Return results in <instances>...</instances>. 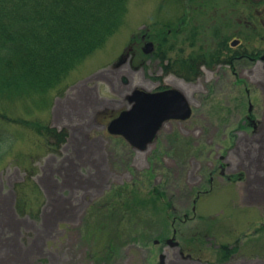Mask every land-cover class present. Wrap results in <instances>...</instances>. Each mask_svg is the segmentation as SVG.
<instances>
[{"label": "rangeland", "instance_id": "obj_1", "mask_svg": "<svg viewBox=\"0 0 264 264\" xmlns=\"http://www.w3.org/2000/svg\"><path fill=\"white\" fill-rule=\"evenodd\" d=\"M211 1L218 15L239 11L235 0ZM165 33L167 56L175 60L176 0H128L122 25L70 73L65 93L53 98L51 109L35 112L37 119L68 130L70 137L59 154L49 152L35 133L1 125L16 142L0 168V264H163L161 254L169 259L177 253L171 247L163 249L164 244H154L167 237L189 255L190 264L233 260L264 264V228H259L264 222V205L257 208L256 200H251L255 207L241 205L233 186L219 188L222 185L215 183L213 191L195 204L194 213L188 215L190 221L179 228L183 235L176 239L170 225L174 214L167 207L189 209L193 198L171 196L170 191L168 196L156 197L151 190L161 178L173 179L166 166L176 163V157L205 165L217 157V147L223 149L220 153L233 148L234 138L242 134L238 131L250 133L239 127L247 115L248 100L237 96L232 82L222 90L213 86L214 97H196L194 117L181 124H166L143 152L107 132L110 121L127 108L125 98L134 90H176V75L153 68L162 56L158 47ZM148 43L152 48L144 54ZM105 71H111L121 85L120 97L98 81V74ZM80 89L98 95L93 99L101 107L87 105L82 102L84 97H66ZM251 104L259 109L258 101L252 99ZM14 105L21 107L18 102ZM104 105L110 110H100ZM205 111L210 127L203 123L202 133L192 134L188 129L200 127L197 116ZM75 127L80 128L73 132ZM255 150L253 158H258ZM24 155L33 160L16 164V158ZM29 163L43 197L38 220L16 211L14 187L23 182V167ZM247 179L253 177L242 183H248ZM259 201L264 203L262 198ZM130 203L143 207L134 205L137 211L130 216ZM221 246L233 249L234 257L219 253Z\"/></svg>", "mask_w": 264, "mask_h": 264}, {"label": "flooded vegetation", "instance_id": "obj_2", "mask_svg": "<svg viewBox=\"0 0 264 264\" xmlns=\"http://www.w3.org/2000/svg\"><path fill=\"white\" fill-rule=\"evenodd\" d=\"M235 2L239 9L237 13L218 15L213 13L214 5L211 0H176V90L185 98L191 113L184 120L164 121L157 134L170 122L181 124L193 118L196 97H204L205 100L207 97H214L213 86H217V90H222L228 82L233 83L231 84L238 97L248 100L247 115L239 127L250 130V133L247 134L246 131L240 129L241 131L238 133L242 134L237 135L236 139L234 138L233 148L220 153L219 150L223 149L217 147V157H214L210 163L207 160L205 165H201L194 159L185 160L176 157V163L166 166L168 172L173 173V179L164 180L161 178L153 185L152 193L158 197L168 196V191H170V194L173 193L171 196L193 198L189 209L185 207L181 210L171 204L167 207V210L174 214L170 225L172 236L176 239L183 235L179 232V228L190 221L188 219L191 218L188 215L194 213L195 204L202 196H207L213 191L215 183L217 186L222 185L218 186L219 188L233 186L239 196V183L244 182L248 177L258 178L261 171L264 174V158L260 159L261 151L264 150V0H235ZM169 32L170 30L167 31V33ZM142 52L146 54L144 48ZM167 55V52H163L161 58L154 63L153 68L164 71L166 67H169L171 57ZM112 75L111 71H105L98 74L99 78L97 79L112 94H119L120 97L122 95L121 85L114 81ZM122 82L127 84L125 79ZM163 90L166 88L153 92ZM228 95L221 94L220 96L228 97ZM66 97L74 99L84 97L82 102H86L87 105L94 104L98 108L101 107L100 102L96 103V99H93V97L99 96H93L91 91L85 89L76 90ZM130 97L131 94L125 98L127 102L125 110L131 108L133 104ZM252 99L259 102V109H253ZM112 102L114 101L108 103ZM61 109L62 107H60ZM100 110L108 111L110 109L109 106L104 105V108ZM197 117H199L197 123L200 127L194 125L188 129L192 134L202 133V124H208L209 116L206 111L201 112ZM197 117L196 120H198ZM79 128L75 127L73 132ZM184 130L186 129H180L179 132ZM153 141L148 146L152 145ZM126 143L131 149L136 150L132 144ZM259 145L262 148H259ZM147 147L141 152L145 151ZM255 147L258 150V158H253ZM179 213L183 216H176ZM261 226L264 228L263 225ZM156 241L155 245L164 244L163 249L171 247L177 251V253L173 252L169 259L161 254L160 258L162 257L163 264H190L189 262H192L189 255L180 250L176 241L173 242L168 237ZM219 248L221 249L219 253L223 251V253L225 252L224 256H227L226 248L224 246ZM233 257L230 259L232 260ZM221 264L245 263L241 260H233Z\"/></svg>", "mask_w": 264, "mask_h": 264}, {"label": "trees", "instance_id": "obj_3", "mask_svg": "<svg viewBox=\"0 0 264 264\" xmlns=\"http://www.w3.org/2000/svg\"><path fill=\"white\" fill-rule=\"evenodd\" d=\"M127 5L128 0H0V168L16 142L2 124L35 133L49 152L60 153L68 130L37 119L35 112L50 110L53 98L65 93L70 73L122 25ZM167 43L165 33L159 50L168 52ZM164 72L176 75V59ZM15 102L21 107L16 109ZM20 160L33 159L18 156L16 164ZM30 163L23 167V182L14 187L16 211L38 220L43 197ZM129 205L130 216L137 211L134 205L143 207Z\"/></svg>", "mask_w": 264, "mask_h": 264}, {"label": "water", "instance_id": "obj_4", "mask_svg": "<svg viewBox=\"0 0 264 264\" xmlns=\"http://www.w3.org/2000/svg\"><path fill=\"white\" fill-rule=\"evenodd\" d=\"M152 44L145 46L149 53ZM132 106L107 126L111 135L122 136L137 150H143L155 137L161 124L170 119H187L191 110L180 92L165 90L157 93L134 91Z\"/></svg>", "mask_w": 264, "mask_h": 264}, {"label": "crops", "instance_id": "obj_5", "mask_svg": "<svg viewBox=\"0 0 264 264\" xmlns=\"http://www.w3.org/2000/svg\"><path fill=\"white\" fill-rule=\"evenodd\" d=\"M248 183H240L239 185V199L241 205H250V207H255L251 200L259 204L257 208H260L264 203H260L259 199H264V174H259L258 178L247 179ZM45 187V186H44ZM45 187L44 189H46ZM258 199V200H257ZM259 201V202H258Z\"/></svg>", "mask_w": 264, "mask_h": 264}]
</instances>
